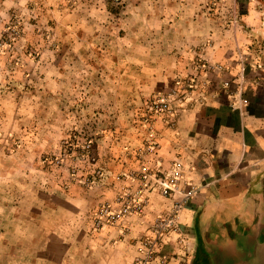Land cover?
<instances>
[{
    "label": "crops",
    "instance_id": "1",
    "mask_svg": "<svg viewBox=\"0 0 264 264\" xmlns=\"http://www.w3.org/2000/svg\"><path fill=\"white\" fill-rule=\"evenodd\" d=\"M78 7L107 22L96 44L115 47L79 54L77 66L29 75L46 76L47 84L72 78L66 87L77 82L99 94L90 105L94 117L74 119L54 108L18 114V184L0 185L7 190L0 194V238L15 239L0 244V264H133L153 220L174 200L149 182L174 160L184 187L195 192L178 214L187 244L171 236L161 249L169 264H264V0H127L122 37L118 13L105 0ZM198 58L208 69L197 72V96L182 102L173 119L154 113L150 130L146 120L141 126L139 100L177 88ZM75 124L98 140L100 176L89 186L53 184L48 175L39 180L40 148L55 144L60 126ZM125 190L141 195L143 212L93 228L94 209Z\"/></svg>",
    "mask_w": 264,
    "mask_h": 264
},
{
    "label": "rangeland",
    "instance_id": "2",
    "mask_svg": "<svg viewBox=\"0 0 264 264\" xmlns=\"http://www.w3.org/2000/svg\"><path fill=\"white\" fill-rule=\"evenodd\" d=\"M5 1L7 3H4ZM82 1L49 0L50 3H46L43 0L44 4H41L36 0H23L21 4L19 0H0V185L18 184V148L21 145L18 114L23 116L25 112L28 115L32 112H51L54 108L59 114L67 112V115L74 119L78 118L79 114L81 117H94V107L90 105L99 94L81 91L77 82L75 87H66V82L72 78L51 77L53 81L47 84L46 76L29 75L34 69L63 70L74 64L77 66L76 59L79 54L92 55L115 47L96 44L95 36L102 33L99 29L107 22H95L94 14L80 11L78 5ZM105 1L118 13L116 21L119 35L122 37L126 33L127 0ZM86 24L91 30L85 28ZM106 32L102 34L105 35ZM52 53L61 56L60 59L52 62L46 57L41 58ZM72 55L75 57H71ZM207 66L206 61L194 59L188 67L191 72L177 79V88L173 85L167 91L139 100L142 104L137 109L140 125L142 126L145 120L147 124L149 115L160 114L152 106V102L170 97L174 100L172 104H181L197 96L196 92L202 87V80L197 72H205ZM90 79L87 77V80ZM41 83L43 85H40ZM179 99H182V102H179ZM47 104L53 107L48 109ZM146 126L150 130L148 124ZM60 127L56 133L59 135L54 136V140L57 137L55 144L51 143L47 147L43 145L40 148L42 151L38 156L39 180L45 181L48 175L53 184L58 185L87 184L88 180L95 181L100 176L95 171L102 170L94 156L97 138L90 130L85 134L78 124L64 127V130L63 126ZM5 191L7 190L0 186V194ZM14 239L1 237L0 244L5 248L8 244H13Z\"/></svg>",
    "mask_w": 264,
    "mask_h": 264
},
{
    "label": "built area",
    "instance_id": "3",
    "mask_svg": "<svg viewBox=\"0 0 264 264\" xmlns=\"http://www.w3.org/2000/svg\"><path fill=\"white\" fill-rule=\"evenodd\" d=\"M201 66L204 65L202 64ZM173 102L174 100L170 97H166L152 102V106L160 114L164 113L165 116L173 119L177 116L181 106L176 103L172 104ZM179 102H182V99H179ZM149 127L151 128V126ZM95 172L97 175L101 173L98 169ZM92 183V180H88V183L83 185L89 186ZM150 183L152 186H156L162 196L174 200L167 212L159 214L153 220L151 225L152 234L141 240L140 255L135 259L133 264H169V257L162 254L161 249L165 240L171 238V236L174 237V241L179 246L185 247L187 244L185 233L178 222V214L184 202L193 195L195 189L184 187L183 183L185 182L181 175V164L176 160H174L172 168L168 171L162 173L160 176H152ZM144 206V199L141 198V195L131 190H125L114 196L112 201H103L94 209L92 213V227L99 229L108 224H113L131 213L141 214Z\"/></svg>",
    "mask_w": 264,
    "mask_h": 264
}]
</instances>
